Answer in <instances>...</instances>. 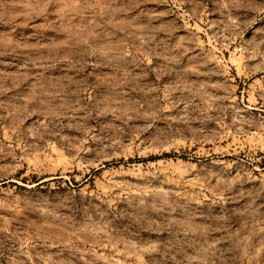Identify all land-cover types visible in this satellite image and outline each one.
<instances>
[{"label":"rangeland","instance_id":"1","mask_svg":"<svg viewBox=\"0 0 264 264\" xmlns=\"http://www.w3.org/2000/svg\"><path fill=\"white\" fill-rule=\"evenodd\" d=\"M0 264H264V0H0Z\"/></svg>","mask_w":264,"mask_h":264}]
</instances>
